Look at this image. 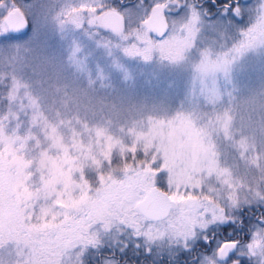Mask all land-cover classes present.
<instances>
[{"label": "snow or ice", "instance_id": "snow-or-ice-1", "mask_svg": "<svg viewBox=\"0 0 264 264\" xmlns=\"http://www.w3.org/2000/svg\"><path fill=\"white\" fill-rule=\"evenodd\" d=\"M249 56L264 0H0V264H264Z\"/></svg>", "mask_w": 264, "mask_h": 264}, {"label": "rangeland", "instance_id": "rangeland-1", "mask_svg": "<svg viewBox=\"0 0 264 264\" xmlns=\"http://www.w3.org/2000/svg\"><path fill=\"white\" fill-rule=\"evenodd\" d=\"M31 2V0H29ZM46 41V36L41 31L35 38L34 43L37 46L43 45ZM260 60L255 56H249L246 58L241 65L236 69V75L241 79L242 82L246 83L249 87H258L261 83V78L264 77V72L260 69ZM145 74L149 73L150 69H145ZM143 94V93H142ZM152 100L156 102H169L168 99L162 94L157 93L151 96Z\"/></svg>", "mask_w": 264, "mask_h": 264}]
</instances>
